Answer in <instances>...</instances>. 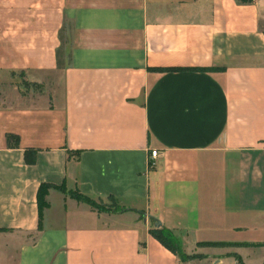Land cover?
<instances>
[{
  "label": "crops",
  "instance_id": "obj_1",
  "mask_svg": "<svg viewBox=\"0 0 264 264\" xmlns=\"http://www.w3.org/2000/svg\"><path fill=\"white\" fill-rule=\"evenodd\" d=\"M152 219L264 264V0H0V264H238Z\"/></svg>",
  "mask_w": 264,
  "mask_h": 264
},
{
  "label": "trees",
  "instance_id": "obj_2",
  "mask_svg": "<svg viewBox=\"0 0 264 264\" xmlns=\"http://www.w3.org/2000/svg\"><path fill=\"white\" fill-rule=\"evenodd\" d=\"M243 2H249L250 0H240ZM149 70H155L159 72H167V71H180V70H200V71H220L221 68L219 67H180V66H170V67H149ZM24 84L27 86H38L35 83H31L28 81H25ZM7 139L9 144H15L17 145L19 143V137L13 134H8ZM12 140L14 143H12ZM37 151L35 149L29 148L26 149L25 157L27 162L32 163L35 161ZM50 187H56L60 189L61 191L68 193L73 198L86 202L94 209L100 211V212H121L125 211L128 208L120 205L113 197L110 198V201L112 203L107 204L101 200H96L90 195H87L83 192H81L78 188L76 189H69L67 186L63 183L61 185H54L51 183H42L38 190V205H39V228L42 226V220H43V211L48 206V201L46 199L48 190ZM155 220L152 219V226L150 228V233L157 238L165 247H167L172 252L179 254V247L177 246V238L172 232L171 229L167 228L166 226H155ZM5 230L4 228H0V231ZM209 244L212 245H224L229 244L231 242L226 241H209ZM233 245H248L250 243H240V242H232ZM233 256H235L238 264H244L242 257L238 253H234ZM205 257L203 254H195L191 256H186L184 260L192 259V258H203Z\"/></svg>",
  "mask_w": 264,
  "mask_h": 264
},
{
  "label": "rangeland",
  "instance_id": "obj_3",
  "mask_svg": "<svg viewBox=\"0 0 264 264\" xmlns=\"http://www.w3.org/2000/svg\"><path fill=\"white\" fill-rule=\"evenodd\" d=\"M63 59H65V55H62ZM35 87V86H34ZM37 88V87H35ZM96 200H101L107 204L112 203L109 200H103V199H96ZM173 232V231H172ZM182 233V231H180ZM174 233V232H173ZM175 235V234H174ZM22 237V236H20ZM183 237V236H182ZM24 238V236L22 237V239ZM177 238V237H176ZM184 238V237H183ZM190 240V237H187ZM209 241H199L198 243H196L197 246L202 247L200 250L194 251L193 248H191V251H186L187 250V246L183 245L182 241L180 239L177 238V246L179 247V257L184 260V258H186V256H191V255H195V254H203L204 256H207V250L204 249H208V250H216L221 254H228V255H233L235 253V246L237 245H233L231 244L233 241H226V242H231L229 244H224V245H212L208 243ZM217 252V253H218ZM11 255H15V251H11L10 253ZM204 258V257H203Z\"/></svg>",
  "mask_w": 264,
  "mask_h": 264
},
{
  "label": "built area",
  "instance_id": "obj_4",
  "mask_svg": "<svg viewBox=\"0 0 264 264\" xmlns=\"http://www.w3.org/2000/svg\"><path fill=\"white\" fill-rule=\"evenodd\" d=\"M158 156V149H151V157L156 158Z\"/></svg>",
  "mask_w": 264,
  "mask_h": 264
},
{
  "label": "water",
  "instance_id": "obj_5",
  "mask_svg": "<svg viewBox=\"0 0 264 264\" xmlns=\"http://www.w3.org/2000/svg\"><path fill=\"white\" fill-rule=\"evenodd\" d=\"M155 226H161V221L159 219H155Z\"/></svg>",
  "mask_w": 264,
  "mask_h": 264
}]
</instances>
